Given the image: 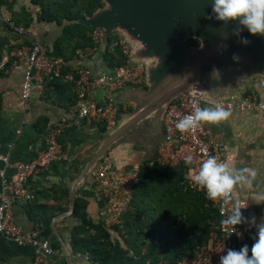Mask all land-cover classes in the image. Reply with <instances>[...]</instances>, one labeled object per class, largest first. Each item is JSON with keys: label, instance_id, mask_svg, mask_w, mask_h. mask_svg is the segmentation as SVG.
I'll list each match as a JSON object with an SVG mask.
<instances>
[{"label": "crops", "instance_id": "crops-1", "mask_svg": "<svg viewBox=\"0 0 264 264\" xmlns=\"http://www.w3.org/2000/svg\"><path fill=\"white\" fill-rule=\"evenodd\" d=\"M38 10L39 8L33 6L30 0H1V15L3 17L12 20L13 17L22 12L30 13L33 16L30 28L23 35H19V37L22 36V39L12 40L11 42L22 43V40H24L34 43L39 42L42 46L44 44L51 47L54 41L60 37L58 24L36 21ZM8 27V25L0 22V39L9 34L7 32ZM97 49L93 54L89 52L82 59L74 58L73 67L88 69L92 77L108 72L103 63V58L96 53ZM9 52L8 49L3 50L0 54V60L7 57ZM129 61L131 64L137 63ZM24 72L25 66L20 64L0 78V94L2 97L0 153L7 155L11 162L26 163L33 160L44 149L45 134L48 129L61 119L72 120L73 111L68 102L72 97V92L69 89L48 88L45 84L33 90L28 107L24 108L19 95ZM261 81H264V77L258 74L244 80L242 86L236 90V95L232 98L241 99L244 95L253 91L260 100L264 101V86L261 85ZM147 88L145 70L141 84L127 86L115 94V101L119 109L117 125L128 119L135 107L132 101L127 100L129 96L123 94L124 91L126 89ZM92 97L96 101L102 102L105 99V92L102 89L95 90ZM163 117L164 115L161 117L160 122H155L153 117H149L109 149L107 155L111 157L115 168L127 169L133 164H141L155 158L157 148L163 140ZM207 126L215 137V141L224 145L227 154L225 162L230 167H249L257 172L253 187L249 188L247 185H243L233 191V196L235 199L247 203V208L245 210L241 209L242 216L247 219L255 216L256 222L259 224L261 217H264V202L256 198L259 192H264V112H236L231 114L225 121L217 124H207ZM109 133L110 131L106 134L102 133L100 124L86 125L85 123L72 122L64 129L59 142L67 160L52 164L46 172L29 178L25 184L26 195L15 201L11 208L16 225L25 231L36 230L32 218L40 214V208L37 207L39 211L35 207L28 210L27 205L32 203L37 193L46 192L54 186H65L68 189V185L78 178L86 163L95 154L102 140ZM73 163L80 168V172L72 179L74 175L70 171V167ZM2 167L3 165L0 162V169ZM7 174L10 176L12 171H7ZM93 188L94 184L89 174L87 178L78 181L74 185L75 199L79 198L86 202V213L90 219L101 221L98 216L99 205L93 199ZM46 198V196H38V200L41 201L39 204L54 205L55 209L59 207L53 200H46ZM215 203L216 201H213L214 207ZM43 212L45 214V209ZM73 224L74 222L70 216L56 221L57 232L71 253V260L67 261L58 242L60 250H54L53 255L46 256L41 264H90L86 257L78 254L73 255L70 249L69 234ZM109 230L114 244L111 264H152L143 253L135 255L129 250L118 233L111 230V227ZM255 233V226H250L248 223L237 225L235 230L237 249L240 250L244 245L251 249ZM48 240L50 241V239ZM56 240L58 241L57 238ZM249 253L251 252L249 251ZM0 260L1 264H32L33 249L27 245H16L0 236ZM159 264L161 263L159 262Z\"/></svg>", "mask_w": 264, "mask_h": 264}, {"label": "built area", "instance_id": "built-area-1", "mask_svg": "<svg viewBox=\"0 0 264 264\" xmlns=\"http://www.w3.org/2000/svg\"><path fill=\"white\" fill-rule=\"evenodd\" d=\"M0 22L10 26L17 35L25 33L23 28L16 27L8 17L1 15V0ZM114 34L117 40L112 46H118L122 54L129 59V44L121 37V34L117 32ZM92 38L99 42L98 30L93 29ZM86 54L88 53L78 50L74 58L82 59ZM20 64L25 66L23 81L19 88L24 108L28 107L33 90L42 85L45 78H61L76 85V102L72 106V120L61 119L48 129L45 134V147L33 160L26 163L11 162L7 155L0 153V162L3 165L0 169V236L16 245L32 247V264H41L46 256L54 253L51 242L42 238L37 230L25 231L16 225L11 211L13 203L26 195L25 184L29 178L46 172L52 164L67 160L59 138L72 122L86 125L100 124L108 130L117 126L119 109L115 94L127 86L141 84L145 75V65L131 64L129 61L126 65L94 77L86 68L73 67L78 71V77H75L72 73H63V69L67 67L66 60L48 56L42 44L36 42L31 47L14 48L7 57L1 59L0 78ZM261 85L264 86V81H261ZM99 89L105 92V99L102 102L92 97V93ZM216 105L222 106L231 114L247 111L264 112V101L260 100L253 91L241 99L230 98L212 102L205 98L197 84H193L165 109L163 140L157 148L154 159V162L162 166H183L185 169L184 190L202 193L205 196V191L192 182L191 174L198 170L209 156H215L219 162H225L226 149L221 142L215 141L207 123L184 133L179 132L175 125L185 115L192 114L197 106L203 108ZM189 156L192 158V163L186 165L185 159ZM9 170L12 171L10 176L7 174ZM139 170L140 164H133L127 169H117L107 154L92 169L90 176L94 184L93 199L99 205L98 216L106 228L116 224L129 208L133 188L138 183ZM237 202L241 208L245 207L243 210L247 208V203L235 199L233 193L229 201H216L215 208L220 221L231 213L233 205ZM230 249L239 251L235 244V232L232 233L230 228L227 230L222 228L219 223L218 233L213 235L210 243L198 247L193 258H182L177 264H220V257L226 255Z\"/></svg>", "mask_w": 264, "mask_h": 264}, {"label": "trees", "instance_id": "trees-1", "mask_svg": "<svg viewBox=\"0 0 264 264\" xmlns=\"http://www.w3.org/2000/svg\"><path fill=\"white\" fill-rule=\"evenodd\" d=\"M33 6L39 8L36 21L56 23L89 19L97 11L103 9L102 0H30ZM13 20V21H12ZM11 21L25 32L33 22L30 13L22 12ZM9 34L0 39V54L21 45L33 46L34 42L22 40V43L11 42L22 39V36L9 26ZM93 29L80 24L71 23L63 28V32L51 47L43 44L46 54L50 57L66 60L67 67L63 73H72L78 77V71L73 68L76 51L93 54L98 43L92 38ZM117 40L114 33L109 36V43L103 55V63L107 71L126 65L128 57L123 55L118 46H112ZM188 46H199L196 39H188ZM60 87L72 92L69 106L76 102V85L61 78H45L43 85ZM74 92V95H73ZM2 97L0 94V108ZM102 133L109 132L101 126ZM155 159V158H154ZM153 160L140 164L138 183L132 191L131 203L120 220L111 227L118 233L127 248L135 255H143L152 264H177L182 258H193L198 247L206 245L218 233L220 217L213 201L202 193L184 190L185 169L183 166H162ZM72 179L79 174L80 168L73 163L70 167ZM50 193V194H47ZM46 196L59 205L39 204L38 196ZM27 209L40 208V214L32 218L35 229L42 238L50 239L53 250H60L58 241L51 230V219L68 210L69 193L65 186H54L46 192H39ZM40 199V198H39ZM38 207V208H37ZM45 209V214L43 210ZM74 224L69 234V245L73 255H81L90 264H111L114 244L109 228L101 221H93L86 213V202L75 199L74 210L70 215Z\"/></svg>", "mask_w": 264, "mask_h": 264}, {"label": "water", "instance_id": "water-1", "mask_svg": "<svg viewBox=\"0 0 264 264\" xmlns=\"http://www.w3.org/2000/svg\"><path fill=\"white\" fill-rule=\"evenodd\" d=\"M107 8L97 11L89 19L63 21L64 26L77 23L88 29L98 30L100 42L97 54L103 58L112 33H123L136 42L137 48L130 52L129 60L146 65L147 89H126L135 107L131 116L117 125L102 140L100 147L86 163L78 178L68 185V210L55 216L51 229L58 239L65 257L71 253L56 229V221L73 213L75 203L74 185L89 176L101 160L120 139L149 117L160 122L167 106L185 93L193 84L203 91L205 98L216 102L232 98L244 80L253 75L264 77V36H252L246 29L241 36L251 41L244 46L232 35L237 22L227 26L216 20H208L213 0H102ZM222 37H227L226 40ZM188 39H196L199 46H188ZM220 43L227 45L222 54L216 51ZM233 54L241 57L239 64L232 60ZM216 67L222 79H210ZM171 76V77H170ZM223 89L222 91H219ZM209 91V92H207Z\"/></svg>", "mask_w": 264, "mask_h": 264}, {"label": "clouds", "instance_id": "clouds-1", "mask_svg": "<svg viewBox=\"0 0 264 264\" xmlns=\"http://www.w3.org/2000/svg\"><path fill=\"white\" fill-rule=\"evenodd\" d=\"M206 18L221 22L224 26L238 21L231 34L236 36L244 46H248L251 41L241 36L243 30L246 29L252 36H264V0H213L211 14ZM222 39L226 40L227 37H222ZM226 48V44L220 43L216 46V51L222 54ZM232 60L239 64L241 57L233 54ZM210 79L220 81L222 79L220 69L213 67ZM230 115V111L220 105L203 108L197 106L192 114L181 118L175 127L179 132L184 133L202 124H217L225 121ZM191 163L192 158L189 156L185 159V164L190 165ZM190 173H192L191 169ZM256 177L257 172L249 167H230L227 162H219L215 156H209L198 170L191 174L190 178L194 184L205 191L207 199L229 201L233 191L239 187L243 185L253 187ZM256 198L264 202V192H259ZM243 208L238 202L235 203L231 213L226 215L220 224L226 230L230 228L232 233L235 232L237 225L243 223L255 226L254 242L251 249L244 245L239 251L228 250L226 255L220 257V264H264V217H261V222L257 224L255 216L250 219L242 216L241 209Z\"/></svg>", "mask_w": 264, "mask_h": 264}, {"label": "rangeland", "instance_id": "rangeland-1", "mask_svg": "<svg viewBox=\"0 0 264 264\" xmlns=\"http://www.w3.org/2000/svg\"><path fill=\"white\" fill-rule=\"evenodd\" d=\"M107 8V5L105 4L103 8ZM121 37L126 40V42L129 44L130 46V52L134 51L137 48L136 42H134L131 38L127 37L126 35H124L123 33H121ZM144 64V63H143ZM146 67V65H145ZM109 131H112V129H110Z\"/></svg>", "mask_w": 264, "mask_h": 264}]
</instances>
